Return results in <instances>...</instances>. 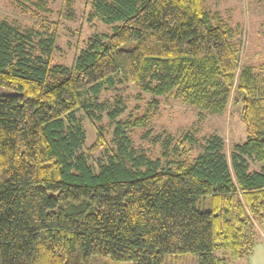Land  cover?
<instances>
[{
	"label": "trees",
	"instance_id": "trees-1",
	"mask_svg": "<svg viewBox=\"0 0 264 264\" xmlns=\"http://www.w3.org/2000/svg\"><path fill=\"white\" fill-rule=\"evenodd\" d=\"M91 9L111 32L89 38L69 66L52 62V31L0 21V87L12 91L0 95V264L248 258L256 225L264 231V72L240 65L232 30L203 0H92ZM123 83L200 116L240 104L245 140L227 151L219 135L185 133L150 158L129 135L149 113L122 123L116 106L114 149L90 162L106 146L101 93ZM83 119L95 133L88 146ZM185 143L190 162L175 157Z\"/></svg>",
	"mask_w": 264,
	"mask_h": 264
},
{
	"label": "rangeland",
	"instance_id": "rangeland-1",
	"mask_svg": "<svg viewBox=\"0 0 264 264\" xmlns=\"http://www.w3.org/2000/svg\"><path fill=\"white\" fill-rule=\"evenodd\" d=\"M91 1L54 0L49 2L45 9H41L33 0H0V21L8 22L21 30L52 31L56 37L52 62L69 66L89 38L111 32L110 26L102 24L91 16ZM203 9L211 15H216L219 22L227 24L232 30L233 42L240 53V65H252L257 72L259 70L264 72L261 69V67L264 68V0H203ZM216 23L217 21L214 20V24ZM261 74L264 75V73ZM11 93V90L0 87V95ZM153 101L155 105L149 109L150 102ZM99 103L105 107V112L101 113L98 125L103 129L108 149L105 150V146L96 152L90 162L101 159L106 151L114 149L112 143L114 122H111L107 115L116 106L122 108L116 120L122 123L133 122L149 113L147 123L141 128H133L129 135L135 149L150 158H156L159 155L166 141H170L167 149L169 150L174 143L177 144L182 139L185 133L193 134L198 141L212 134L219 135L227 151L233 144L245 140L244 125L239 117L241 105L231 101L222 115L200 116L198 110L194 108L167 98H153L141 93L133 85L123 83L103 91ZM82 124L88 146L93 143L95 133L87 120L83 119ZM182 148H184L183 151H181ZM182 148L179 149L180 155L175 157L192 161L195 157L192 147L185 143ZM197 208L208 210L209 197L201 198ZM256 234L260 237L262 234L257 225ZM235 263L246 264V259L237 260ZM92 264L132 263L95 257ZM164 264H197V259L190 253L166 256ZM254 264L260 263L256 261Z\"/></svg>",
	"mask_w": 264,
	"mask_h": 264
},
{
	"label": "crops",
	"instance_id": "crops-1",
	"mask_svg": "<svg viewBox=\"0 0 264 264\" xmlns=\"http://www.w3.org/2000/svg\"><path fill=\"white\" fill-rule=\"evenodd\" d=\"M261 233L264 234V231L261 230ZM262 234L261 237L258 235L252 254L246 258V264H254L256 261L264 264V235ZM259 258L260 260L258 261Z\"/></svg>",
	"mask_w": 264,
	"mask_h": 264
}]
</instances>
